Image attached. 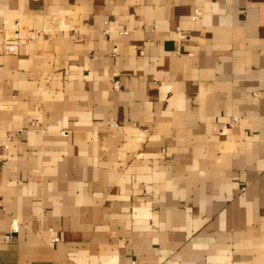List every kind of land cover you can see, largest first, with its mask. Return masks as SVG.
<instances>
[{
    "label": "crops",
    "instance_id": "1",
    "mask_svg": "<svg viewBox=\"0 0 264 264\" xmlns=\"http://www.w3.org/2000/svg\"><path fill=\"white\" fill-rule=\"evenodd\" d=\"M0 33V264H264V0H0Z\"/></svg>",
    "mask_w": 264,
    "mask_h": 264
},
{
    "label": "built area",
    "instance_id": "2",
    "mask_svg": "<svg viewBox=\"0 0 264 264\" xmlns=\"http://www.w3.org/2000/svg\"><path fill=\"white\" fill-rule=\"evenodd\" d=\"M199 14H200V9L196 8V10H195V18H197V17L199 16ZM177 33H178V35H179V37H180V40L178 41L177 53L180 54V53H181V44H180V42H181V39L184 37V34H183V32L181 31V28H180V27L177 28ZM1 34H2V33H0V37L3 36V34H2V35H1ZM26 35H27V34H26ZM23 36H24V35H23ZM23 36H20V37L16 38V40H15V44H16L17 46H21V45L24 44V40H25V38H24ZM0 39H1V38H0ZM0 41H1V40H0ZM114 87H115V89H117V90L120 89V82H119L118 80L114 81ZM238 120H239L238 117H234V118H233V122H237ZM10 237H11V235H6V236H5V240L8 241Z\"/></svg>",
    "mask_w": 264,
    "mask_h": 264
}]
</instances>
